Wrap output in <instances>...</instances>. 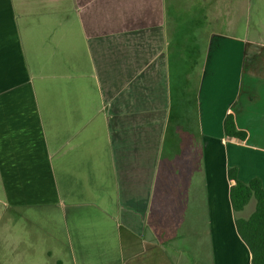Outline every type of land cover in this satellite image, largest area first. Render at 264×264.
<instances>
[{"label": "crops", "instance_id": "crops-1", "mask_svg": "<svg viewBox=\"0 0 264 264\" xmlns=\"http://www.w3.org/2000/svg\"><path fill=\"white\" fill-rule=\"evenodd\" d=\"M184 11H168L167 0H0L6 208L69 211L80 228L94 213L86 223L99 233L75 228L79 250L91 239L101 250L114 243V264H176L177 254L202 247L212 264L250 263L226 170L264 187V137L233 113L244 142L206 137L208 125L200 140L197 126L181 124L178 64L199 19ZM204 103L213 119V103ZM114 220V234L101 233Z\"/></svg>", "mask_w": 264, "mask_h": 264}, {"label": "rangeland", "instance_id": "rangeland-1", "mask_svg": "<svg viewBox=\"0 0 264 264\" xmlns=\"http://www.w3.org/2000/svg\"><path fill=\"white\" fill-rule=\"evenodd\" d=\"M167 1L169 11H186L187 6L194 5L193 11L199 15L192 40L188 42L191 51H183L178 64L183 75L186 108L181 124L197 126L199 130L192 133H197L200 140L206 125V137L223 136L220 113L224 111L226 115L233 113L239 117L241 126L254 127L264 137V0H206L211 10L205 16L201 0ZM174 49L172 43L171 60ZM206 101L209 106L213 103V119L209 114L207 120L203 113L206 109L202 103ZM253 112L256 119L251 117ZM201 174L200 170L195 184L202 180ZM253 209L252 200L239 216L246 218ZM86 213L87 220L93 223L94 213ZM79 219L69 211L63 213L50 207L8 209L0 186V264H114V243L105 244L107 248L101 250V245L91 239L87 252L79 250L75 228L85 231L88 237L99 233L97 222L87 225V220L81 218L85 226L80 228ZM115 226L114 220V226H102L107 233L103 229L101 233L112 234L113 230L114 234ZM200 250V254H177L176 264H212L213 254L203 247Z\"/></svg>", "mask_w": 264, "mask_h": 264}, {"label": "trees", "instance_id": "trees-1", "mask_svg": "<svg viewBox=\"0 0 264 264\" xmlns=\"http://www.w3.org/2000/svg\"><path fill=\"white\" fill-rule=\"evenodd\" d=\"M207 1L211 2L212 0ZM200 4L202 5L200 7L203 9L202 12L205 16L207 12L209 13L211 7L206 4V0H201ZM193 8L194 5H189L186 7V11H193ZM168 22H170L169 19ZM222 128L224 136L229 139L244 142L248 138L246 131L236 128L232 113H228L225 116ZM226 176L230 184L228 196L234 218L235 230L250 253L249 264H264V187L258 178H252L246 183L240 181L236 167H228ZM252 200L254 201V209L251 214L246 218L240 217L239 214Z\"/></svg>", "mask_w": 264, "mask_h": 264}]
</instances>
